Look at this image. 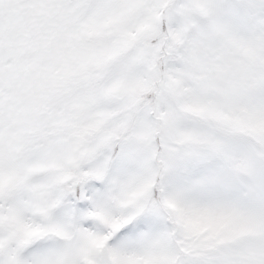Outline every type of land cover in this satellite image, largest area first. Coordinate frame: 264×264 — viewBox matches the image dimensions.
<instances>
[{"label":"snow or ice","instance_id":"obj_1","mask_svg":"<svg viewBox=\"0 0 264 264\" xmlns=\"http://www.w3.org/2000/svg\"><path fill=\"white\" fill-rule=\"evenodd\" d=\"M0 264H264V0H0Z\"/></svg>","mask_w":264,"mask_h":264}]
</instances>
